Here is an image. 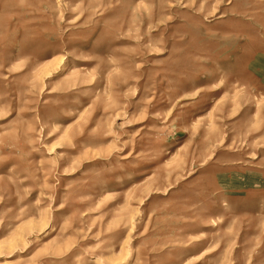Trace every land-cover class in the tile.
Here are the masks:
<instances>
[{"label": "rangeland", "instance_id": "374dc122", "mask_svg": "<svg viewBox=\"0 0 264 264\" xmlns=\"http://www.w3.org/2000/svg\"><path fill=\"white\" fill-rule=\"evenodd\" d=\"M0 264H264V0H0Z\"/></svg>", "mask_w": 264, "mask_h": 264}]
</instances>
